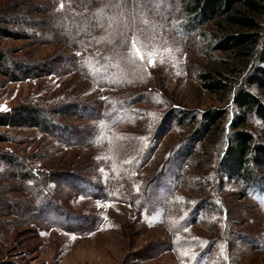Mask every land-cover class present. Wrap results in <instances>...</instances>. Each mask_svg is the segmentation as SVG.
<instances>
[{
	"label": "rangeland",
	"instance_id": "374dc122",
	"mask_svg": "<svg viewBox=\"0 0 264 264\" xmlns=\"http://www.w3.org/2000/svg\"><path fill=\"white\" fill-rule=\"evenodd\" d=\"M177 1L0 0V48L39 67L0 69V119L29 107L50 128L0 124V264H264V180L219 168L239 109L199 81ZM212 108L220 131L175 118Z\"/></svg>",
	"mask_w": 264,
	"mask_h": 264
},
{
	"label": "trees",
	"instance_id": "16d2710c",
	"mask_svg": "<svg viewBox=\"0 0 264 264\" xmlns=\"http://www.w3.org/2000/svg\"><path fill=\"white\" fill-rule=\"evenodd\" d=\"M177 2L183 14L180 28L188 35L196 32L202 36L203 54L211 63L199 71V81L209 92L218 93L222 101L235 104L239 109L238 118L224 125L226 144L219 153V168L247 186L252 187L258 181L262 186L264 177L258 170L264 169V143L245 125L256 117L264 130V95L260 96L252 89L256 87L264 92V0ZM44 6L36 4L35 7L41 11ZM210 23L218 29L208 26ZM13 34L0 26V36ZM219 52L230 56L223 58ZM38 68L11 60L0 48V69L6 75L15 78V71L20 70L32 76ZM225 115L223 108H212L205 112L182 111L175 118L179 123L188 125L191 120L204 116L202 128L214 132L222 129ZM45 116V111L26 107L12 116L5 115L0 124H32L50 130L47 126L49 117Z\"/></svg>",
	"mask_w": 264,
	"mask_h": 264
},
{
	"label": "snow or ice",
	"instance_id": "6c2138e0",
	"mask_svg": "<svg viewBox=\"0 0 264 264\" xmlns=\"http://www.w3.org/2000/svg\"><path fill=\"white\" fill-rule=\"evenodd\" d=\"M135 42L133 43V48H135ZM142 58V57H141ZM150 63H154V61H150Z\"/></svg>",
	"mask_w": 264,
	"mask_h": 264
}]
</instances>
